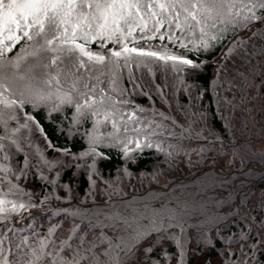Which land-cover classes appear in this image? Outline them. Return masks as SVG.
<instances>
[{
    "label": "snow or ice",
    "instance_id": "6c2138e0",
    "mask_svg": "<svg viewBox=\"0 0 264 264\" xmlns=\"http://www.w3.org/2000/svg\"><path fill=\"white\" fill-rule=\"evenodd\" d=\"M245 30L264 39V0H0V264H186L187 229L202 203L180 201L172 206L165 202L156 207L129 199L122 201L126 207L121 211L111 197L123 195L120 184L133 176L128 165L137 163L145 149L164 153L162 163L172 170V161L179 163L181 155L189 166H194L193 152L200 155L197 164L204 161L205 148H188L185 141L206 139V131L223 146L217 133L205 128L197 131L195 125L208 123V109L215 105L225 130H231L232 117L226 109L236 108L235 98L229 100L223 93L235 85L227 75V65L217 66L208 87L188 82L186 77L202 69L201 55L225 40V61L236 52L246 63L251 55L264 54V45L258 49L253 44V52H248V39L240 35ZM157 38L161 42L167 39L173 47L139 43ZM21 41L19 51L7 56ZM93 43L95 48L90 46ZM176 46L185 51H176ZM188 53H195L196 58ZM157 68L163 75L162 85L155 83ZM141 69L151 73L149 81L142 72L137 75ZM234 71L247 80L245 73ZM170 79H174L172 100L164 91ZM181 91L187 94L186 103L178 99ZM208 91L212 99L205 105ZM134 96L146 97L151 107L137 104ZM154 96L169 108L175 103L184 123L157 109ZM38 112L54 126L55 133L66 139L79 136L86 146L77 152L59 147L37 118ZM34 133L43 139L46 149L60 155L47 158L45 149L32 139ZM22 137L32 152L23 151ZM112 152L121 164L115 176L106 179L98 165L112 160ZM20 154L23 162L13 163ZM66 168H74V175H85L88 188L79 203L73 202L71 185L60 183L61 170ZM161 174L157 163L152 173L141 172L140 177L155 182ZM29 177L52 186L51 191L44 189L39 203L19 183ZM94 177L106 186L99 194L110 197L103 205L95 200ZM58 187L68 194L56 195ZM52 199L59 204L52 206ZM32 208L62 214L71 219V227L58 240L60 225L41 234L34 225L12 222L17 217L34 220L25 215ZM224 216L214 214L211 220ZM82 226L88 231L81 232ZM97 226L99 235L88 239ZM252 227V223L245 224L238 234H232L240 244L239 252L231 250L232 240L219 236L216 228L217 239L227 242L218 253L223 257L220 264L257 261V250L264 251V221L258 225L256 240L245 245L242 241H248ZM104 229L113 234L109 236ZM29 230L34 239L21 235ZM204 238L214 247L210 235ZM167 243L175 251H169Z\"/></svg>",
    "mask_w": 264,
    "mask_h": 264
},
{
    "label": "rangeland",
    "instance_id": "374dc122",
    "mask_svg": "<svg viewBox=\"0 0 264 264\" xmlns=\"http://www.w3.org/2000/svg\"><path fill=\"white\" fill-rule=\"evenodd\" d=\"M253 38V37H251ZM259 42V38L256 37V44ZM252 43V39L248 41V44ZM251 46L253 44H250ZM227 51V50H226ZM251 52L250 50H248ZM221 61H215L214 63V76L215 78L216 69L219 64H221ZM141 72L143 73L144 80L149 81L151 79V73L148 72L147 69H141L140 72H137V75H140ZM199 74L196 73L194 76H197ZM193 76L186 77V80L188 82H192L195 79L192 78ZM212 79V81H213ZM234 82V89L227 91L223 93L229 100H233L234 102L240 99V96L242 94V105L246 102H250L251 106L253 107L252 100H250L249 93L252 91L254 92L256 99H264V89L260 88L258 91H255L254 89L250 88L249 93L245 88H242V79L236 75V77L232 80ZM155 83L156 84H163V75L160 72V70L157 68L155 72ZM174 83V79H170L169 86L165 88L164 90L167 91L169 95L172 96L173 88L172 84ZM125 87H128V81L127 79L124 80ZM260 85L264 87V78H261ZM150 86V85H149ZM223 87V85H222ZM184 92H180L178 94L179 101L182 99V96L184 95ZM146 97L142 96H134L133 99L137 104H140L139 99H143ZM211 92L208 91L205 93L203 98V103L205 105L210 104ZM240 99V100H241ZM156 105L161 107L162 111H169L171 109H175V112L177 111L176 104L173 103L171 108L165 106L161 102L156 103ZM155 105V107H156ZM145 106V105H143ZM215 108V105H212ZM148 107V106H145ZM242 111H245L243 109V106H241ZM211 107L208 109V115H209V121L206 124H196V130H200L201 128L208 129L209 131L214 132V127L210 126L212 123V114L211 113ZM226 114L231 119V130L228 131L226 138V144L234 146V150H237V155L232 158L231 156H228V159L224 158V156L218 157L219 154L228 155V153L225 150L224 147H222L220 144L216 143L214 140H210L211 136L208 135L207 139L204 140V138L201 139H194L191 140L193 142L188 143L190 144L191 148H197V147H204L205 148V159L202 163L197 164L196 162L200 160V155L196 152L193 153V156L191 158L194 166H189L187 161H181L180 163L172 164V170H170L169 165L167 163H162V160L159 162V168L162 170V174L159 175L156 178V181L153 182L151 178H146L141 180L140 173H133V176L131 179L125 178L124 181L120 184V188L122 190L123 195L122 196H112L111 199L115 202V207L121 211L125 210V204L122 203V201H127L129 199H135L139 202V204L142 206L144 203H152L156 207H159L161 204L165 202H171L172 206H175L180 201H188L189 203H196L197 205L203 204V208L197 212L194 213L192 216V219L190 220V226L187 229V235L190 238V243L187 245L188 254H187V262L186 264H220V261L223 259L220 255H218L219 250L225 246H227V242H222L219 239H217V232L216 228L218 227L220 229L219 236L227 237L224 231L228 232L229 228L234 226L236 227L238 232L240 229L244 228L245 224L252 223V232L249 234L248 241H242V243H245V245L252 243L257 238V232H258V225L260 222L264 221V160L262 161H253L249 164L255 163V166L249 167L244 172H238L235 173L236 176H233L230 174V176H227L226 173L223 172H217L216 169L219 166H223V171H236L240 169H244V167L247 165L246 163H241L236 160V157H238L242 152L251 153L253 154V157H258L261 159H264V135L258 136L257 134L255 138H251L252 136V129L254 127H257L259 122H254L252 119L251 122H247V127L240 125V122H242L243 119H246L242 113H237L235 109H233L231 106L227 107ZM183 119V118H182ZM221 119V118H220ZM255 119V118H254ZM264 117L261 119H255V120H263ZM184 120V119H183ZM223 120V119H221ZM264 127V126H261ZM208 134V131L205 132V135ZM258 136V137H257ZM222 138L221 136H219ZM234 137V140H233ZM32 139L35 141V143L41 147L42 149H45L44 155L49 158H55L60 155L59 152H55L52 157H49L48 151L50 149H46L43 139L39 137L38 133H34L32 136ZM252 139V140H251ZM203 141V142H196V141ZM21 146L23 148L24 152H32L33 149L30 148L27 144L24 143L23 138H21ZM251 148L254 151H251ZM19 158L22 159L23 162V155H17L13 159V163H16V161H19ZM215 161V163H213ZM173 162V161H172ZM155 163V164H157ZM154 164V165H155ZM150 169H148L147 172L143 171L144 173H152L153 166ZM183 169V172L180 173L179 170ZM207 169L206 174H208L207 178H205L203 181H200V178L204 177L202 175H198L197 177H194L196 180L192 184L184 183L177 185L175 188H171V192L167 189L170 182L174 180L177 176H180L182 178H186L187 173L190 171H193L190 173V176H193L196 171H203ZM211 170H214L213 174L210 172ZM64 169L61 170V175L63 174ZM183 175V176H182ZM21 187L25 189V191L30 190H36L32 183L29 182L28 188L26 187V181L22 180L19 182ZM164 185H167V187H164ZM106 187V186H105ZM109 192L111 190L109 189ZM149 193L148 197H144ZM100 191L98 193H95V200L98 205L105 204L106 201L109 200V195H102L99 196ZM142 193H145L144 195H141ZM72 194V193H71ZM99 196V197H98ZM92 200V197H91ZM101 200V202H99ZM104 201V202H103ZM222 201V203H221ZM91 205V201H89V206ZM241 207V208H239ZM107 211V209H105ZM219 215V214H226L221 221L215 222V227H209L207 229H198L199 227L203 225H212L213 221L211 220V217L213 215ZM249 217H253L254 220H249ZM197 224L200 226L197 227ZM97 230L100 232V228L97 226ZM105 232L109 236H111L113 233L109 231L108 229H104ZM178 231V229H177ZM99 234V233H98ZM233 234V233H232ZM229 236V238L232 240L231 244V250L234 252L240 251V244L236 242V237H233V235ZM238 234V233H237ZM206 235L211 236L212 243L214 244V247L210 246L208 241L204 238ZM220 244V245H218ZM166 247L169 251H175L174 246L171 243H167ZM245 250H247V247H245ZM160 249H156V252H159ZM261 250H257V257L258 253ZM262 256L257 261L253 262L251 259H249L248 264H264V251L262 252ZM156 253L154 252L153 255ZM173 264H175V261H173Z\"/></svg>",
    "mask_w": 264,
    "mask_h": 264
},
{
    "label": "trees",
    "instance_id": "16d2710c",
    "mask_svg": "<svg viewBox=\"0 0 264 264\" xmlns=\"http://www.w3.org/2000/svg\"><path fill=\"white\" fill-rule=\"evenodd\" d=\"M255 27H259V25H256ZM240 35L242 37H244L245 39H248V41L250 39H252V43H249L247 46V50L251 51V52L248 51L249 53L253 52L252 46L250 44H255L258 49L261 45H264V39H262V38H259V42L256 44V37H253L252 33L250 31H247V30L242 31V32H240ZM251 37H253V38H251ZM139 43L145 44V45L146 44L156 45V44L164 43V44H167L169 47H173L172 45L168 44L167 39H165L163 42H161L158 38L155 40H141V41H139ZM22 44H23V41L17 43L16 46L13 47L11 52L7 53V56H9V57L14 56L19 51ZM227 44H228V40H225V41H223V43L221 45L216 46L207 55H201L199 57V59L204 61V63H203L202 69L199 71V74L197 76L192 77L195 79L194 81L198 85H200L201 87H208L212 82V79H213L212 76H214V63H215V61L219 60L222 63L227 65V75L232 80L236 77V72L234 71V69H239V71L245 73V75L247 76V80H242V86L241 87L245 88L248 93H249L250 88H252V90L254 89L255 91H258L260 88L264 89V87L262 85H260L261 78H264V54H258V53L253 54L249 58V62L246 63L245 60L242 59L241 53L236 52V53L232 54L230 59L225 61L224 60V54L227 53V51H226L227 50V47H226ZM90 46L95 48L96 44L93 43ZM222 48H223V52L221 51ZM175 50L176 51H185V49H181V48H179V46H176ZM188 54L190 56H192V58H194V59L196 58L195 53H188ZM254 68H255V71H253ZM233 84H234V82H233ZM221 91H223V87L221 88ZM165 92L167 93V91H165ZM249 95L251 98L250 100H252V102L255 101V103H253V105H254L253 107L250 105L251 104L250 102H246L245 104L242 105V99H241L242 94L240 96L241 100L239 99L237 101V103H236V101L234 103L236 104L235 110L237 111V113H240V114L242 113V115L246 116V117H244L246 119H243L242 122H240V125L247 127V125H246L247 122H251L252 119L254 120V122H259L258 124H260V125H258L257 127H254L252 129L251 138L252 137L255 138V136L257 134H259L258 136L264 135V127H261V126H264V119L263 120H255V119H261L262 117H264V99H262V100L256 99V96H255L254 92H252V91L249 93ZM153 99L156 100V103L160 102L159 99L156 98L155 96L153 97ZM168 99L172 100L173 97L168 94ZM139 102L141 105L151 107V104L149 103L147 98H143L142 100L139 99ZM180 102L181 103L187 102V94L186 93L182 96V99L180 100ZM210 102H211V100H210ZM241 106H243V109L245 111H242ZM156 108L162 111V109H161V107H159V105L158 106L156 105ZM210 111H211L210 114H212V123L210 126L214 127L215 128L214 132L222 137L220 139L223 141V146L219 142H216V143H218L222 147H224L225 148L224 151H226L228 153V155L219 154L218 157L224 156L225 159L226 158L228 159V156H231L232 158H234L237 155V150H234V148H235L234 146L226 144V138L225 137H227L228 131L225 130L224 120H221L220 118H218V116L215 112V108L213 106H211ZM165 112L166 113L170 112L171 115H173L179 123H181V124L184 123V120L182 119V117L180 116V114L178 112H175V109H171V110L165 111ZM36 115H37V118L40 119L41 123L44 124L45 130L49 133V136L52 139V141L54 143H56L59 147L67 146V147L71 148V151L77 152L86 146L84 144V141H82L79 136L73 137L71 139H66L63 134L55 133L54 132V126L50 125L44 121L42 112H38ZM85 126L89 127L90 123L85 125ZM205 137H208V134H206ZM209 138H211L210 140H214L213 136H211ZM203 141H205V139ZM203 141L198 140L196 142H203ZM191 142H193V141H185V144L188 148H191L190 144H188ZM165 147H166V145H165ZM251 151H254V150L251 148ZM54 153L55 152L50 149L48 151L49 157H52L54 155ZM193 153L191 154V158L193 156ZM111 155L113 156L112 160L102 161L98 165L102 175L106 179L109 178V176L114 177L116 174L115 169L118 166H120V164H121V161H119L115 158V152H112ZM252 156H253V154H251V153L242 152L238 157H236V160L241 162V163L244 162L246 164L251 163L253 161L264 160V159L258 158L256 156L251 158ZM164 159H165L164 153L157 152L154 148L153 149H145L142 156L140 157L139 161L135 164L130 163L128 165V167H129L131 172H135V173H140L143 171L147 172L148 169H150L152 167L151 165H154L155 163L159 162L160 160L163 161ZM19 161L22 163V159L19 158ZM181 161L186 162L187 158L184 157L183 155H181L179 157V163ZM176 163L177 162L175 160L172 162V164H176ZM217 168L222 169L224 167L219 166ZM240 170H238V171H240ZM219 171L217 170V172H219ZM74 172H75L74 168L64 169V172L60 177V183L61 184L67 183V184L71 185L73 202L79 203L80 199L84 196V193L88 188V184H87V181L85 179V175L83 172H80L77 175H74ZM179 172L182 173L183 169H180ZM191 172H193V171L188 172L186 176L189 177L188 175H190ZM210 172L213 174L216 171L211 170ZM49 175L50 176L54 175V173L49 174ZM207 175H203L204 177L200 178V181H203L205 178H207L208 177ZM231 175L236 176L235 171H232ZM94 179H97L96 192L95 193H98L101 188L105 187V185L98 178L94 177ZM180 179H183V178L180 176H177L170 183H173V182L180 180ZM196 181H199V180H195V182ZM29 182L32 183L33 185H35L34 187L36 188V190H30L28 188ZM26 183H27L26 187L28 188V190L30 192L34 193L33 199L37 203L40 202V199L42 198V196L44 194V189L47 188L49 191H51V187H52L51 185H45L43 181H40L36 177H29V179L26 181ZM169 192H171V189H169ZM149 193H151V192H148L147 195L145 194L146 196H144V197L145 198L148 197ZM55 194L60 196V197H64L68 193L66 192V190L64 188L58 187L56 189ZM99 196H102V195H99ZM24 199H26V197H24ZM89 201H91V197H89ZM99 202H101V200H99ZM50 204L52 206H57L59 204V201H57L56 199H52L50 201ZM239 208H241V207H239ZM29 212L34 213V214L30 215L32 217H35L34 220H20L17 217V218H14L13 222L16 225H19V224L23 223L24 221H26L27 224L34 225V227L37 230H39V232L41 234L45 233L47 231V229L51 226L60 225V227L57 230V239L58 240L60 238H63V235L66 234L67 230L71 227V224H72V221L70 218H67L62 214H55V213H52L50 211H45L43 208H32V209H30ZM219 221H221V220H219ZM212 223H215V222H212ZM209 227H211V225H203V226L199 227L198 229H207ZM80 230H81V232L88 231L87 226H82ZM98 233H99V231L97 230V227H96L94 229V232L88 233V239H92L93 235L98 236L99 235ZM223 233H225V235L227 237H229V236H231L232 233H238V230L236 227L234 228V226H232L229 228L228 232L224 231ZM21 235H29L31 237V231L29 230L27 232L22 233ZM31 238L34 239L35 237H31ZM218 245H220V244H218Z\"/></svg>",
    "mask_w": 264,
    "mask_h": 264
},
{
    "label": "water",
    "instance_id": "95a60500",
    "mask_svg": "<svg viewBox=\"0 0 264 264\" xmlns=\"http://www.w3.org/2000/svg\"><path fill=\"white\" fill-rule=\"evenodd\" d=\"M249 167V166H248ZM261 254V253H260ZM207 264H209V262L207 263Z\"/></svg>",
    "mask_w": 264,
    "mask_h": 264
}]
</instances>
